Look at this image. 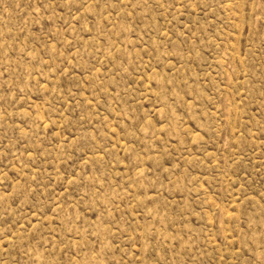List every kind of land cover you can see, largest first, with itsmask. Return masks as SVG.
Masks as SVG:
<instances>
[{
	"label": "rangeland",
	"instance_id": "1",
	"mask_svg": "<svg viewBox=\"0 0 264 264\" xmlns=\"http://www.w3.org/2000/svg\"><path fill=\"white\" fill-rule=\"evenodd\" d=\"M0 264H264V0H0Z\"/></svg>",
	"mask_w": 264,
	"mask_h": 264
}]
</instances>
